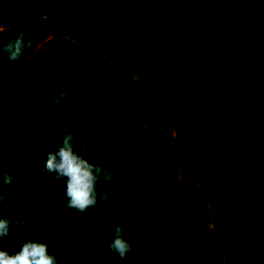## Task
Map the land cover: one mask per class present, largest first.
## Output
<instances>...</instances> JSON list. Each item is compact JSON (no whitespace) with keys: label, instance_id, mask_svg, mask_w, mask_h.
Returning a JSON list of instances; mask_svg holds the SVG:
<instances>
[{"label":"trees","instance_id":"16d2710c","mask_svg":"<svg viewBox=\"0 0 264 264\" xmlns=\"http://www.w3.org/2000/svg\"><path fill=\"white\" fill-rule=\"evenodd\" d=\"M2 26L0 211L18 226L2 250L15 254L27 236L57 264H264V181L199 149L143 72L65 18L17 15ZM69 133L73 151L102 170L107 199L95 210L67 207L66 179L46 170ZM116 226L132 249L124 259L108 248Z\"/></svg>","mask_w":264,"mask_h":264},{"label":"water","instance_id":"95a60500","mask_svg":"<svg viewBox=\"0 0 264 264\" xmlns=\"http://www.w3.org/2000/svg\"><path fill=\"white\" fill-rule=\"evenodd\" d=\"M55 13L157 87L199 149L264 181V0H0Z\"/></svg>","mask_w":264,"mask_h":264},{"label":"clouds","instance_id":"9594fccd","mask_svg":"<svg viewBox=\"0 0 264 264\" xmlns=\"http://www.w3.org/2000/svg\"><path fill=\"white\" fill-rule=\"evenodd\" d=\"M36 2V0H33ZM3 26L0 24V32ZM24 36H20L6 47L9 53V60H17L24 48ZM29 47L30 42H29ZM59 139V138H58ZM72 134H67L63 139H59V148L55 153L48 156L46 170L48 173H55L57 184L61 179H66L65 201L66 206L84 212L89 208L95 210L99 200L107 199V193L101 194L98 190V182L101 177V168L91 164L81 155L73 151L70 141ZM111 177L104 173V180L108 181ZM7 182H12V177H7ZM2 200V198H0ZM18 227L8 218L4 217L0 211V264H57L56 257L49 254L48 245L38 242L26 236L19 243V251L9 254L2 250L3 238L9 235L10 228ZM20 228V227H19ZM122 229L116 226L115 234L108 248L115 252L119 258L124 259L132 251L130 244L121 236ZM17 240V238H14Z\"/></svg>","mask_w":264,"mask_h":264},{"label":"built area","instance_id":"2783aa9c","mask_svg":"<svg viewBox=\"0 0 264 264\" xmlns=\"http://www.w3.org/2000/svg\"><path fill=\"white\" fill-rule=\"evenodd\" d=\"M5 30V28H3ZM51 38L46 39L43 43H39L36 45V50H41L45 43L50 42Z\"/></svg>","mask_w":264,"mask_h":264}]
</instances>
